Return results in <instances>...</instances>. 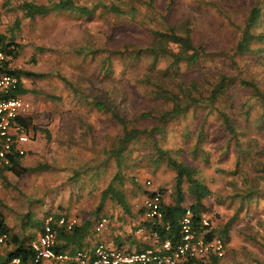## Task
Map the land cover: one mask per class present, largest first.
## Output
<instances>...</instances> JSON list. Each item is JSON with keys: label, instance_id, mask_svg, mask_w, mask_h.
<instances>
[{"label": "rangeland", "instance_id": "1", "mask_svg": "<svg viewBox=\"0 0 264 264\" xmlns=\"http://www.w3.org/2000/svg\"><path fill=\"white\" fill-rule=\"evenodd\" d=\"M38 1L49 5L54 0ZM73 1L93 7L91 14L50 9L32 18L18 16L14 11L9 12L7 19L1 16L0 32L18 44L8 64L29 72L21 76L27 89L22 95L34 104L36 129L31 141L25 143L27 153L20 158L27 168L25 172L15 176L0 168V212L8 220L11 232L33 235L32 238L38 232L36 223L45 212L75 215L77 222L86 217L100 189L116 170L112 158L104 161L100 148L115 138L120 127L96 109L91 99L113 100L118 111L131 118L141 111L155 112L170 105L171 101L156 94L151 84L144 82V74L162 82L159 69L166 67L167 57L158 56L152 67L149 66L151 56L128 57L132 46L149 41L150 28L164 29L186 19L194 40L223 52L203 59L205 66L198 72L180 63V77L163 82L174 90H177L176 81L182 79L189 85L190 78L202 90L218 72L237 71L232 66L247 75H256L264 87V48L257 54L238 57L241 60L237 65L231 64L227 56L253 0ZM112 3L118 6L119 13L103 6ZM14 17L19 20L15 22ZM259 28L264 30V13ZM258 45L264 47V41ZM112 49L123 52L111 53ZM231 92L232 96L219 105L234 101V114L241 117L242 110H237L239 103L248 98L247 90L234 85ZM192 94L196 92L192 90ZM185 99H179L178 105L184 104ZM213 117H216L214 112L207 107L188 105L160 131L141 135L128 143L118 173L122 190L130 194L138 183L139 191L162 188L164 199H169L173 172L165 166L164 158L157 165L152 161L155 145L166 148L171 155L191 163L209 189L203 200L211 207L210 214H219L213 221L221 222L234 215L223 260L231 264L252 263L254 255L264 260L263 248L251 237L255 231L264 233L260 192H264V173L259 174L252 168L250 154L244 158L245 153H237L233 140L228 142L226 133ZM150 120L146 116L138 122L145 124ZM202 121L201 147L193 152L194 132ZM253 134L255 131L249 136ZM256 135L253 142L264 147V135ZM73 138L76 140L70 141ZM202 151H206L205 155ZM236 159L237 167L233 171ZM244 173L259 174L254 185L257 197L253 193L251 198L240 201L237 194L244 186L240 178ZM146 178L149 184L144 182Z\"/></svg>", "mask_w": 264, "mask_h": 264}, {"label": "trees", "instance_id": "2", "mask_svg": "<svg viewBox=\"0 0 264 264\" xmlns=\"http://www.w3.org/2000/svg\"><path fill=\"white\" fill-rule=\"evenodd\" d=\"M46 4L47 2L38 0H34V2L31 0H23L18 4V7L21 10V15L28 18L43 14L50 9L72 10L82 15H90L93 10V7H86L85 5L77 4L73 0H54L49 5ZM103 6L110 11L119 13V8L117 5H114V3ZM3 11L5 13V9H3ZM263 13L264 0H253V3L245 12L241 24L238 27V34L231 46V52L227 54L231 64L237 65L236 62L241 60V57L255 53L257 54L264 48L262 45H258L264 41V30L259 28V26L263 24ZM18 20L19 18H17L15 22ZM1 21L2 19L0 17V29ZM149 32L151 34L149 41L143 45H138L136 47L132 46V48H130L132 51L129 53L128 57L133 59L138 58L141 55L151 56L152 60L149 63L150 67L154 65L158 56L167 57L168 63L166 67L159 69V78L162 82L153 79L149 74H144V82L151 84L150 86H152V90H154L156 94L171 101L170 105L155 112H152L151 110L141 111L140 113L135 114L137 117L131 118L120 113L116 105H114L113 100L103 102L102 99H91V102L96 109L105 113L107 117L120 127L115 138H112L109 144L100 148L104 161L108 158H112L116 170L113 174L114 176L112 175L108 182L100 189L97 201L86 217H83L80 222L73 224L68 229L63 225H53L55 230L54 248L56 250H67L68 252H72L73 250L82 247V241L90 231L92 223L100 217L105 218L103 228L105 226H110L111 228L112 222L116 224L124 222L127 213L132 216L128 196H134L139 192L144 191L138 190V183H136L137 189L132 190L129 195L122 190V180L118 173L121 170L123 159L127 153L126 148L128 143L141 135H150L154 132L160 131L169 119L182 112L188 105H200L213 111L216 120H218L222 130L226 133L228 142L231 139L233 140V146L237 153H245L244 158L246 157V154H250V157H248L253 165L252 168L258 171L259 174L264 173V147L261 145L258 146L256 142H253L255 141L254 138H257V133L264 135V87L259 83V78L256 75H247L245 71H240L238 69L239 67L232 66L234 69H237V71L231 69V71L222 70L218 72L215 77L209 81L207 87H202V90L197 88V83L193 81V78H190L189 85H186L182 79H179L174 83L177 88V90H174L163 82L167 83L166 80L180 77L179 74L182 73L178 68L180 63H183L186 67H190V71L198 72L205 66L203 59L207 56H220L223 52L221 50L207 48L205 44L194 40L190 34V26L186 19L180 24H170L164 29L150 28ZM0 44L7 55L12 57L16 54L18 44L1 32ZM110 52L122 54L123 51L120 49H112ZM0 71L12 73L18 78L17 87L11 94L22 95L27 91L22 84L21 76L23 74H29V72L13 67L9 65L7 61L0 62ZM234 85L245 88L247 90L246 96L249 98H246L239 103V110H237V112L242 110L241 117H237V114H234L236 110L234 101L228 100L225 105H219L221 101H225L232 96L231 90ZM192 90L196 92V95L192 94ZM181 98H186L183 102L184 104L178 105V100ZM252 109L255 111L252 115H249ZM146 116L151 118L149 123L144 124L138 122L139 118ZM20 120L24 122L23 124L26 130H32V136H34L33 131L36 129L34 114L31 113L24 117V119ZM203 125V121L200 122L199 127L194 132L192 146L193 152L201 147L200 143L204 135ZM248 126H250L251 129H247ZM253 131H255V134L249 136ZM72 140L76 139H70V141ZM154 151L156 152L152 158L154 165H157L160 160L164 158L165 166L173 172V191L171 192L169 199H164V189L156 188L161 196L162 223L161 226L158 227L160 236L170 238L172 242L175 241L178 236V219L187 207L190 210L191 224L195 228H198V225L201 223V217L203 214L209 216L210 224L205 227L206 234L208 237L212 235L220 236L224 242L225 253L226 242L229 239V229L235 218L234 215H231L221 222H216V220L213 221L214 216L219 218V214L216 213L213 215L209 213L211 207L203 200V198L209 193V189L201 181L193 165L191 163H185L176 156L171 155L166 148H161L155 145ZM202 152L203 153L201 154L205 155L206 151ZM21 157L22 156L17 154L9 155V162L4 164L0 161V168L12 172L15 176H20L27 169L21 164ZM237 162L238 159H236L233 171H236ZM259 174L255 176H247V174L244 173L240 176L241 181L244 184L237 194L240 201L249 199L251 198L250 196H252L251 194H255V179ZM260 192L263 197L262 206L264 209V192ZM255 197H257V194H255ZM106 199H109L111 202L108 211H104L103 209L104 201ZM255 200H257V198H255ZM139 211L143 214V209H139ZM46 213L53 212L48 211L43 213V215ZM60 213L63 214L62 212ZM41 220L42 219H39L36 223L38 230L40 229ZM141 224L143 225V230H146V234L148 235V221L145 217L141 221ZM165 224H167V228L164 227ZM136 227L130 226L128 233L134 235ZM2 231H5L7 234L2 244H7L10 248L5 250L1 255L0 264H4L8 259L14 256L19 257L20 264H30L33 251L29 246V241L32 239L33 235L26 233L18 235L17 233L11 232L9 226L4 220L3 214L0 212V232ZM251 237L258 241V244L264 251V233L255 231ZM149 244L150 243L147 242L144 246L146 247ZM144 246L132 249L122 245H113V247H119L125 251L140 250L144 248ZM223 256L224 254L218 256L210 253L201 258H190L183 264H231L229 261H224ZM252 258V263H244L240 261L239 264H264V260L258 256L254 255ZM65 264L69 263L66 262Z\"/></svg>", "mask_w": 264, "mask_h": 264}, {"label": "built area", "instance_id": "3", "mask_svg": "<svg viewBox=\"0 0 264 264\" xmlns=\"http://www.w3.org/2000/svg\"><path fill=\"white\" fill-rule=\"evenodd\" d=\"M0 44V62L10 59ZM18 78L9 72L0 71V161L9 162L8 156L17 154L24 156L31 141L30 131L25 129L20 119L34 111V104L21 94H11L17 87ZM146 184L150 180H144ZM143 215L148 221L150 244L140 250L125 251L119 247H110L101 241L90 246H82L68 252L56 250L55 230L53 225L70 228L76 222L74 216L63 214L53 217L51 213L43 215L40 229L29 241L33 251L30 264H183L190 258H201L210 253L221 256L224 254V242L218 235L207 236L205 227L210 224L209 216L202 215L201 223L195 228L190 221V210L185 208L178 219V236L174 242L170 238L161 237L162 209L161 196L157 189L146 192L142 198ZM105 223L100 217L94 222V231H99ZM167 228V224L164 225ZM142 227L136 228L140 231ZM7 234L0 232V245ZM4 264H20L19 257H11Z\"/></svg>", "mask_w": 264, "mask_h": 264}, {"label": "crops", "instance_id": "4", "mask_svg": "<svg viewBox=\"0 0 264 264\" xmlns=\"http://www.w3.org/2000/svg\"><path fill=\"white\" fill-rule=\"evenodd\" d=\"M21 1L23 0H0V9H5V13L1 14L0 17L2 16L5 19H7V16L10 17L11 14L9 12L11 11L12 12L14 11V14L18 13V16H20L21 10L19 9L18 4ZM31 1L34 2V0H31ZM23 17L28 18L26 16H23ZM5 171H8V170H5ZM147 190L148 189L145 188L143 189L144 192H139L137 195H134V196H128V201L131 205L130 210H131L132 216L128 215L127 213L125 216L124 222H121V223L119 222L120 223V224L118 223L119 225L112 222L111 228L110 226L108 227L105 226L104 228L102 227L100 231H97V232L94 231L93 229L94 223H92L90 227V231L86 234V236L84 237L82 241L83 242L82 246H90L96 241H101L105 245L110 246V247H113V245H122V246H126V247L134 249V248L142 247L147 242H150L149 235L146 234V230L145 231L143 230V225L141 224V221L143 220L144 215L141 214V212L139 211V209H142L141 201ZM110 205H111V202L109 201V199H106L103 205L104 211H108V209L110 208ZM60 212L62 211H57V212L54 211V213H51V214L53 215V217H57L61 215ZM63 215L67 217H70V216L75 217V215H66L65 212L63 213ZM4 220L6 224L9 226L8 220L5 219V217H4ZM75 223H77V219ZM130 226L131 227L137 226L136 228L142 227V229L140 231L134 232V235H133V234L128 233ZM1 245H0V257L5 252V250H8L10 248V246L2 247Z\"/></svg>", "mask_w": 264, "mask_h": 264}]
</instances>
